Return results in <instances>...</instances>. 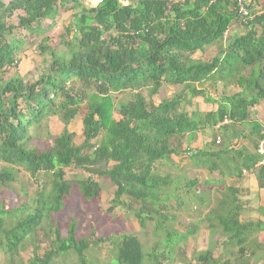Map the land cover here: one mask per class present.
Instances as JSON below:
<instances>
[{"label": "trees", "instance_id": "obj_1", "mask_svg": "<svg viewBox=\"0 0 264 264\" xmlns=\"http://www.w3.org/2000/svg\"><path fill=\"white\" fill-rule=\"evenodd\" d=\"M71 1L68 7V0H0V163L21 167L34 180L42 172L52 175L50 189L44 186L37 193L34 207L22 203L11 211L0 201V234L5 240L0 246L5 251L18 254L23 242L37 236L44 222L49 226L74 187L78 186L86 201L99 199L102 188L94 175L108 177L116 186L110 210H132L136 205L140 210L135 211V217L141 227L155 215L175 220L176 215L167 216L163 211L169 204L183 208L184 202L177 192L176 196L162 197L166 193L161 187L170 178L155 170L184 154L180 147L185 150L197 133L207 129L233 131L239 123L252 125L250 137L236 130L229 137L248 138L255 151L233 150L230 146L214 151L207 147L191 157H201L206 163L217 159L223 168L214 161L208 171H219L222 178H241L244 170L255 172L257 186L264 191V153L260 152L264 125L252 118V110L264 101V13L253 11L254 18L242 23L233 0H132L128 5L106 0L97 6L86 4V0ZM255 2L264 8V0ZM60 9L72 11L57 44L64 46L62 50L52 49L45 35L56 23ZM16 14L18 22L14 24ZM45 20L51 23L45 26ZM235 23L243 24L245 30L232 34L224 44ZM41 35L38 47L42 55L49 54L50 59L44 60L47 67L36 79L19 74L4 79L8 71L17 69L26 46ZM214 47L217 51L209 61L193 58ZM218 84L238 91L213 97L208 90ZM164 85L185 89L158 104L148 102L143 91L157 94ZM114 94L129 97L116 101ZM200 97L215 107L202 111L195 101ZM78 115L83 134L80 145L69 129ZM51 117L63 123L59 134L49 131ZM226 120L228 123H224ZM44 122L47 141L41 148H34L30 144L41 137ZM216 144L214 139L212 145ZM227 152L234 155L224 159ZM164 160L167 163H161ZM68 167L83 169L87 177L67 180ZM14 180L10 168L0 171V188ZM197 181H190L189 189H195ZM240 191L238 187H225L217 218L222 233L227 235L219 244L238 241L235 264H244L247 254L254 256L251 237L264 231V209H260L263 220L255 222L241 216ZM164 197L166 202H160ZM157 204L162 209L153 214ZM7 218L17 222L6 228ZM192 234L194 229L177 237L173 248L161 243L148 253L143 252L135 235H126L117 244L118 264H141L146 258L147 264H172L178 242ZM172 239L169 234L164 242ZM56 240L58 245L50 251L42 255L34 251L28 264H53L55 257L71 250L76 252L79 264H88L86 250L108 238L78 239L73 221L67 238L56 230ZM187 264L233 261L205 250ZM260 264H264V257Z\"/></svg>", "mask_w": 264, "mask_h": 264}, {"label": "rangeland", "instance_id": "obj_2", "mask_svg": "<svg viewBox=\"0 0 264 264\" xmlns=\"http://www.w3.org/2000/svg\"><path fill=\"white\" fill-rule=\"evenodd\" d=\"M132 1V0H129ZM87 2V1H86ZM72 4L71 0H68V7ZM67 7V8H68ZM72 11L59 10V14L56 17V23L52 25L49 31L45 33L50 38L49 45L52 49H64L63 45H58L61 34L64 33V26L69 24L66 22L71 19ZM12 22L17 24V14L12 18ZM50 20L43 21V25L47 26ZM243 24L235 23L230 32L226 34L225 43L229 41L232 34H240L245 29ZM43 36L35 38L32 44H28L23 53L20 54V60L17 69H11L6 73L4 79L19 74L24 78L36 79L42 68L47 67V63L44 64V60H49V54L42 55L38 47L39 41ZM223 44V45H224ZM216 47L206 50L203 53H196L193 58L201 59L203 61H209L216 53ZM185 88L183 86H162L157 94H152L149 90H144L143 94L146 96L148 102L158 104L164 99L172 98L175 95L183 93ZM238 91L237 88H229L218 84L212 89L208 90L213 97H220L223 94H232ZM188 95L187 92H184ZM127 98L129 95L114 94L116 101L121 100V97ZM189 96V95H188ZM202 111H208L215 107L214 104H206L202 98L195 100ZM191 111V109L187 108ZM116 118H120L118 114H115ZM252 118L261 121L264 125V101L261 102L252 110ZM228 123V121L226 122ZM49 131L52 135L59 134L63 129V123L57 117H51L48 120ZM70 131L76 134L75 143L80 145L83 143L82 134V121L81 115H78L69 125ZM242 132L243 136L250 137L252 125L250 123H239L233 129L228 131L214 129L204 130L197 133L198 137H201L202 142L193 143L191 145L180 147L182 155L172 157L167 165L157 166L155 173L161 176H168L170 180L166 186H162L161 190L168 198L181 196L184 202L183 208H178L175 204H169V207L164 209L163 213L167 216H177L175 220L171 217L164 220L163 217L155 215L154 219L145 220V226L141 227L138 223V219L135 217V211H139L140 208L136 205L129 210L126 207H116L110 210L112 206V200L115 198L116 186L112 181L105 176L94 177L100 182L102 192L99 199L86 201L82 198L78 191V186L72 190V195L67 197L65 206L60 212L55 214L51 220L50 225L47 223L41 225V229L37 236L29 238L23 242V249H19L18 254L11 255L4 248L0 246V264H28L34 251H37L39 255L44 254L52 249L53 245H58L56 240V230L59 231L61 237L67 238L68 230L71 222H76V237L78 239L86 238L91 240L92 238L97 241L100 237L108 238L106 242H98L93 244L86 250L88 264H118V242L126 235H135L142 244L144 253H148L152 250L156 244L163 243L173 248L176 244L174 242L177 237L184 235L187 231L195 230V234L188 236L186 239L181 240L177 244V248L174 252V261L172 264H187L193 258L205 250L211 251L214 256L221 255L223 260L229 259L233 261V264L237 263L235 260V253L238 250V241H234L232 244L220 245L223 238L227 235L222 233L221 226L218 223V216L221 214L222 199L225 193V187L232 186L240 188V193L237 195L238 203L242 207L241 216L244 220L259 221L263 220V213L260 209H264V191H260L258 188V182L255 172L247 171L241 178L228 177L222 178L219 171H208V166L212 162H217L222 167L218 160L213 158L206 163L201 157H197L196 160L192 159L191 155L202 148H210L218 151L223 147L230 146L233 150L246 149L247 151H255L253 144L248 138L241 137L239 139H232L229 137L230 133L234 134ZM41 137L34 139L31 142V146L41 148L42 143L47 141V131L45 129V122L40 129ZM221 137V143L212 145L213 140L217 137ZM197 140V138H196ZM187 149V150H186ZM260 152L264 153V141L260 145ZM186 153L190 154L186 155ZM224 155V159H228L234 155L233 152H227ZM168 160L161 161V163H167ZM264 163V161L262 162ZM240 166V164H239ZM11 169L15 174V180L10 183L9 186H2L0 188V201L6 205L8 210L13 211L19 208L22 203H27L34 207L32 204L33 199L37 197V193L42 190L44 186L46 189H50V181L52 175L42 172L39 174L38 179L34 180L30 176L29 172L25 169L17 166L0 163V171L2 169ZM65 178L70 181H77L87 177V172L83 169L76 167L65 168ZM196 179V188L189 189L188 183ZM192 191V192H190ZM168 194V195H167ZM161 199L160 202H166V198ZM126 199V198H124ZM172 199V198H171ZM201 199L203 201H201ZM165 200V201H164ZM174 200V199H173ZM162 207V206H161ZM262 207V208H261ZM159 204L155 205L152 212L158 213L160 211ZM177 213V214H176ZM152 214V215H153ZM17 222L6 219V228L11 227ZM94 232V233H93ZM93 233L94 237H91ZM171 234L174 239L165 243L167 236ZM251 244L255 249L254 256L247 254L244 264H260L261 259L264 257V231H259L251 237ZM5 242L3 236L0 234V242ZM33 242V244H32ZM35 243V245H34ZM161 250V249H160ZM171 250V249H170ZM148 258L142 261L141 264H147ZM78 257L75 251L71 250L67 253H61L55 257L53 264H79ZM166 264L169 261H165ZM164 263V264H165Z\"/></svg>", "mask_w": 264, "mask_h": 264}, {"label": "built area", "instance_id": "obj_3", "mask_svg": "<svg viewBox=\"0 0 264 264\" xmlns=\"http://www.w3.org/2000/svg\"><path fill=\"white\" fill-rule=\"evenodd\" d=\"M106 0H93L94 5L97 6L104 3ZM236 4L238 20L242 23H247L249 20L254 18L253 11L256 12L257 15L264 13V8L256 5L255 0H233ZM217 143L221 142V138L217 137Z\"/></svg>", "mask_w": 264, "mask_h": 264}, {"label": "crops", "instance_id": "obj_4", "mask_svg": "<svg viewBox=\"0 0 264 264\" xmlns=\"http://www.w3.org/2000/svg\"><path fill=\"white\" fill-rule=\"evenodd\" d=\"M87 1V2H86ZM85 1V3L86 4H89L90 6H93L94 5V2H93V0H86ZM121 3H122V5H128L130 2H132V1H129V0H119ZM67 22V21H66ZM232 28V27H231ZM188 140V139H187ZM196 141V142H195ZM195 141H193L191 144H193L194 142L195 143H199V142H202V139H201V137H198L197 136V140H195ZM190 144V145H191Z\"/></svg>", "mask_w": 264, "mask_h": 264}, {"label": "clouds", "instance_id": "obj_5", "mask_svg": "<svg viewBox=\"0 0 264 264\" xmlns=\"http://www.w3.org/2000/svg\"><path fill=\"white\" fill-rule=\"evenodd\" d=\"M227 122V120L224 122V123H226ZM219 137V136H218ZM221 138V137H220ZM216 140H217V138H216ZM217 143V142H216ZM221 143V142H220ZM217 144H219V143H217ZM244 172V174H246L247 173V171L246 170H244L243 171Z\"/></svg>", "mask_w": 264, "mask_h": 264}]
</instances>
